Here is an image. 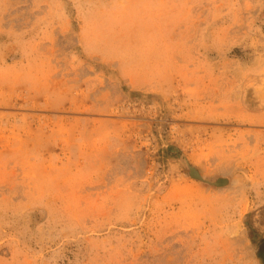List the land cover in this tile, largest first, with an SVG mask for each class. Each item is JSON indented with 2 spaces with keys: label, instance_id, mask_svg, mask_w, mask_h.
I'll return each instance as SVG.
<instances>
[{
  "label": "rangeland",
  "instance_id": "1",
  "mask_svg": "<svg viewBox=\"0 0 264 264\" xmlns=\"http://www.w3.org/2000/svg\"><path fill=\"white\" fill-rule=\"evenodd\" d=\"M0 264H264V0H0Z\"/></svg>",
  "mask_w": 264,
  "mask_h": 264
}]
</instances>
